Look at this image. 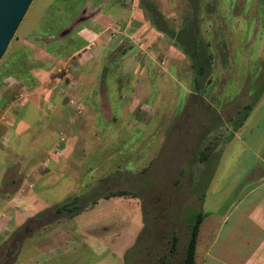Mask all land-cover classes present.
Instances as JSON below:
<instances>
[{
    "label": "rangeland",
    "instance_id": "374dc122",
    "mask_svg": "<svg viewBox=\"0 0 264 264\" xmlns=\"http://www.w3.org/2000/svg\"><path fill=\"white\" fill-rule=\"evenodd\" d=\"M91 1L33 0L0 60V161L8 165L0 194L37 191L53 204L13 231L0 264H177L196 213L207 215L200 230L207 235V220L224 208L223 194L209 196V186L237 132V112L264 94V0H139L147 20L176 38L195 24L197 41L211 56L204 88L195 89L179 44L183 58L159 88L135 91L112 119L97 121V63L78 78L93 46L74 53ZM19 58L33 82L4 74L23 69L11 64ZM21 92L27 97L20 99ZM93 189L129 195L98 200L75 224L52 211ZM64 225L73 226L77 243L48 260L46 247L33 244ZM96 228L97 251L84 233Z\"/></svg>",
    "mask_w": 264,
    "mask_h": 264
},
{
    "label": "crops",
    "instance_id": "0c3cea01",
    "mask_svg": "<svg viewBox=\"0 0 264 264\" xmlns=\"http://www.w3.org/2000/svg\"><path fill=\"white\" fill-rule=\"evenodd\" d=\"M91 2L90 13L77 33L79 48L74 53H79L88 43L93 44L91 56L84 61L78 78L80 75L85 78L92 70L91 63H97L92 71L97 79V121L107 122L112 119V112L127 103L135 91L147 86L159 88L168 72H175L172 64L180 62L183 56L176 48L165 46L162 34L150 26L139 0ZM125 88L129 90L124 92ZM2 120L0 116V126ZM7 166L5 160L0 161V180ZM208 194L212 197L223 194L226 203L207 220V235L200 233L203 221L199 227L196 264H264V94L237 130ZM45 199L37 191H28L26 195L17 191L8 197L0 194L2 253L15 229L53 205ZM79 216L69 223L75 224ZM67 226L70 229L64 225L60 234L54 231L40 236L34 248L46 247L48 260L64 253L66 246L77 243L73 226ZM84 233L95 249L97 228ZM2 253L0 257L4 256V260L0 262H5L7 255ZM115 264L122 263L119 260Z\"/></svg>",
    "mask_w": 264,
    "mask_h": 264
},
{
    "label": "trees",
    "instance_id": "16d2710c",
    "mask_svg": "<svg viewBox=\"0 0 264 264\" xmlns=\"http://www.w3.org/2000/svg\"><path fill=\"white\" fill-rule=\"evenodd\" d=\"M159 19L161 18L159 17ZM148 21L151 27L159 31L161 34L165 35V38H167L172 44L170 46L177 48V49H179L178 48L179 44H182L184 46V48L182 49L183 51L182 50L181 51L184 55L188 57V59L190 60V66L195 72V77L193 79V85L196 90H198L199 92H202L204 88L203 80L206 78V76L209 73L211 56L206 53L204 46L197 41L195 24H193V27L190 32L181 33V35L176 38L172 32L170 33L168 30L162 27L163 26L162 24L161 26L160 24L158 25V23L153 22L149 19ZM12 63L13 64L20 63L19 66H22L23 69L22 70H11V71L10 69H7L8 71L6 70L4 74H8L11 76H23L26 82L27 80L29 81L32 80V78L28 74L31 68L27 67V64L24 60L19 58L18 62L16 60H13L11 64ZM24 88L25 90H30V88L26 86H24ZM261 95L262 94L260 93L254 102L245 105L241 110L237 112L239 115H241V118L238 122V125L235 127V131L238 130L244 124V122L246 121L249 114L255 107ZM206 157H207L206 152L201 151L200 162H204L206 160ZM127 195H129V193L124 190L109 191L101 195L96 189H93L91 191L86 192L85 194L81 196H73V197L67 198L64 202H61L55 205L54 208H52V211L54 212V214H57L59 216H63L65 218H73L79 215L80 213L86 211L89 206L93 207L97 203V201L100 199L124 197ZM203 218H204V215L201 211L196 213L195 220L193 224L189 227L188 239L186 242L184 256L181 259V261L178 262L177 264H196L195 248H196V243H197L199 227L203 221ZM176 244H177V239L173 237L171 241V249H170L171 253L174 252ZM1 259H4V256L3 257L1 256L0 260Z\"/></svg>",
    "mask_w": 264,
    "mask_h": 264
},
{
    "label": "water",
    "instance_id": "95a60500",
    "mask_svg": "<svg viewBox=\"0 0 264 264\" xmlns=\"http://www.w3.org/2000/svg\"><path fill=\"white\" fill-rule=\"evenodd\" d=\"M33 0H0V60Z\"/></svg>",
    "mask_w": 264,
    "mask_h": 264
},
{
    "label": "built area",
    "instance_id": "2783aa9c",
    "mask_svg": "<svg viewBox=\"0 0 264 264\" xmlns=\"http://www.w3.org/2000/svg\"><path fill=\"white\" fill-rule=\"evenodd\" d=\"M93 46V44L92 43H88V45H86L85 46V48L83 49V51H86V52H88V51H90L91 50V47ZM66 71V70H65ZM64 71V72H65ZM58 72H61V70L60 71H58ZM67 75H65V77H66ZM67 78V77H66ZM69 86L70 87H72V86H74V84L73 83H69ZM25 97H27V94L25 93V92H21L20 93V95H19V98L21 99V98H25ZM69 104L76 110V111H80V106L78 105V103H77V101L75 100V98L74 97H71L70 99H69Z\"/></svg>",
    "mask_w": 264,
    "mask_h": 264
}]
</instances>
